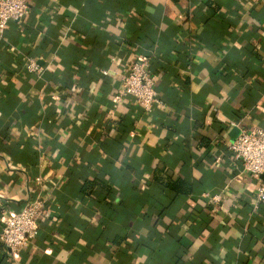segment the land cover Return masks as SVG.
<instances>
[{
    "label": "crops",
    "instance_id": "obj_1",
    "mask_svg": "<svg viewBox=\"0 0 264 264\" xmlns=\"http://www.w3.org/2000/svg\"><path fill=\"white\" fill-rule=\"evenodd\" d=\"M31 3L0 35V229L47 202L0 264H264L263 176L228 146L264 125V0ZM139 55L158 74L151 112L117 99Z\"/></svg>",
    "mask_w": 264,
    "mask_h": 264
},
{
    "label": "built area",
    "instance_id": "obj_2",
    "mask_svg": "<svg viewBox=\"0 0 264 264\" xmlns=\"http://www.w3.org/2000/svg\"><path fill=\"white\" fill-rule=\"evenodd\" d=\"M32 0H0V35L5 33L9 22L21 20L32 11ZM28 71L43 75L47 67L32 56H27ZM107 73V70H104ZM122 85L119 91L122 97L130 96L145 111L151 112L157 103H161L157 86L158 74L150 65L149 57L139 55L130 63L129 70L121 73ZM117 100V101H118ZM229 148L242 163L243 170L253 175L264 174V125L241 129L238 136L228 143ZM216 206H220L221 196L215 194L211 198ZM47 199L36 195L20 210L9 212L0 229V240L16 253L27 247L40 231V218L45 211ZM264 202V178H261L254 199L259 208Z\"/></svg>",
    "mask_w": 264,
    "mask_h": 264
},
{
    "label": "trees",
    "instance_id": "obj_3",
    "mask_svg": "<svg viewBox=\"0 0 264 264\" xmlns=\"http://www.w3.org/2000/svg\"><path fill=\"white\" fill-rule=\"evenodd\" d=\"M98 185H103L102 181H100L99 179H93V180L87 181L81 189L83 192H85V191H88L89 189L90 190L93 189L94 187ZM170 186L176 189V191H179L180 189L181 190L184 189V187L182 186V181H174L170 183Z\"/></svg>",
    "mask_w": 264,
    "mask_h": 264
},
{
    "label": "water",
    "instance_id": "obj_4",
    "mask_svg": "<svg viewBox=\"0 0 264 264\" xmlns=\"http://www.w3.org/2000/svg\"><path fill=\"white\" fill-rule=\"evenodd\" d=\"M239 130V129H238ZM241 131V130H240ZM240 131H238V133L237 134H239L240 133ZM263 176V178H264V174L262 175Z\"/></svg>",
    "mask_w": 264,
    "mask_h": 264
}]
</instances>
